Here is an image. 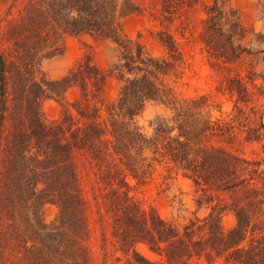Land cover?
Instances as JSON below:
<instances>
[{
  "label": "trees",
  "instance_id": "16d2710c",
  "mask_svg": "<svg viewBox=\"0 0 264 264\" xmlns=\"http://www.w3.org/2000/svg\"><path fill=\"white\" fill-rule=\"evenodd\" d=\"M217 6L216 1L207 5L204 43L227 61L242 50L233 43L240 25L231 21V30L224 29L228 20ZM137 9L131 0H24L17 16L0 25V245L5 238L16 239L19 223L42 225L40 208L50 201L58 208L54 224L66 232L63 247L47 249L56 259L65 257V264H90L78 156L96 177L92 191L96 183L103 193L98 194L101 206L112 217L110 233L127 255L125 264H155L136 250L139 242L161 257L159 264H191L202 256L208 263L223 258L230 264H264L260 171L253 161L207 143L225 136L226 129L201 113L204 97L175 96L168 79L183 61L173 34L158 32L165 52L161 56L123 34L122 19ZM62 34L115 44L109 68L119 82L115 97L102 98L106 74L90 55L58 79L37 78L38 61L59 51ZM71 86L79 90L71 104L75 115L63 107L59 120L44 122L41 101L58 99ZM151 100L171 104V115L146 135L134 119ZM146 162L181 171L194 185L197 205L210 208L208 214L179 228L154 209H141L129 195L126 177H139ZM225 211L235 217L228 230L221 225ZM99 217L103 220L104 214ZM0 264L18 263L0 253Z\"/></svg>",
  "mask_w": 264,
  "mask_h": 264
},
{
  "label": "rangeland",
  "instance_id": "374dc122",
  "mask_svg": "<svg viewBox=\"0 0 264 264\" xmlns=\"http://www.w3.org/2000/svg\"><path fill=\"white\" fill-rule=\"evenodd\" d=\"M138 9L122 19L123 34L138 41L153 56L163 55L164 48L158 40V32L169 30L182 52V61L177 67L178 73L168 79L175 96L180 100L205 98L201 113L210 121L218 119L226 129L222 138L212 137L207 143L220 145L238 156L254 162L260 171L264 183V0H131ZM182 1V2H181ZM216 1L228 20L224 29L231 30L230 22L238 21L233 43H239V54L225 61L216 57L213 50L204 43V20L207 17V5ZM24 0H0V25L17 16ZM164 4V5H162ZM165 7V9H164ZM165 10V14L163 13ZM169 17V21L164 18ZM59 51L50 57L38 61V74L48 79H58L84 56L90 55L94 64L106 74L102 98L105 101L116 96L119 82L109 73L115 60V44L106 39H96L88 35L62 34L57 42ZM228 47V45H227ZM79 97L76 86L69 87L60 98H46L40 103L41 118L46 123L59 120L63 107L75 115L72 102ZM171 104L159 100L148 101L143 110L135 117L134 124L142 133H153L161 118L171 115ZM146 155H148L146 153ZM82 159V158H80ZM82 193L87 200L86 243L90 251V264H125L127 255L119 250L111 235L112 221L105 208L101 206L102 195L99 184L91 189V180L96 177L83 167L76 158ZM148 162V161H147ZM143 166L139 177L127 175L129 195L141 209L152 208L164 220L179 228L195 218H204L210 208L207 204L197 205V193L191 180L181 171L163 164L153 163ZM99 194V195H98ZM42 225L19 223L15 230L16 239L5 238L0 245L2 258L18 264H65V257L56 259L54 252L63 247L62 238L66 232L63 227L54 224L58 213L57 206L45 201L41 205ZM258 220H264V202ZM99 212L104 214L103 220ZM53 223V224H52ZM235 224L231 211L221 216L224 230ZM46 235V236H45ZM58 240V241H57ZM136 250L155 264L161 257L152 252L142 242L136 243ZM191 264H230L223 258L208 263L202 256L191 259Z\"/></svg>",
  "mask_w": 264,
  "mask_h": 264
}]
</instances>
